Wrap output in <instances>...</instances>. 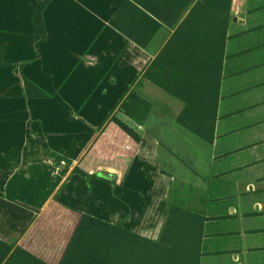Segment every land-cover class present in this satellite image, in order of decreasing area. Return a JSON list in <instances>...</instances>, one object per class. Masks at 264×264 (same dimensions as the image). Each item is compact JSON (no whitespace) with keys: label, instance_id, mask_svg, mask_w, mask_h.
<instances>
[{"label":"crops","instance_id":"crops-1","mask_svg":"<svg viewBox=\"0 0 264 264\" xmlns=\"http://www.w3.org/2000/svg\"><path fill=\"white\" fill-rule=\"evenodd\" d=\"M124 2L50 0L40 39L28 0H0L1 264L16 248L59 264L84 213L156 238L178 180L206 192L199 264H264V0L232 1L211 142L146 77L171 33L140 46L112 24ZM132 92L142 124L120 109Z\"/></svg>","mask_w":264,"mask_h":264},{"label":"trees","instance_id":"trees-1","mask_svg":"<svg viewBox=\"0 0 264 264\" xmlns=\"http://www.w3.org/2000/svg\"><path fill=\"white\" fill-rule=\"evenodd\" d=\"M28 1L33 8L34 35L45 39L44 10L50 0ZM232 1L125 0L112 19L115 27L144 48L162 28L171 30L146 77L185 102L178 122L209 142L214 138ZM24 80L28 95L48 96L31 80ZM120 109L142 124L150 111V103L132 92ZM114 120L140 141L136 130L118 118ZM180 185L171 187L168 212L157 239L84 213L59 264H199L203 224L208 219L204 213L206 192L198 189L201 208H197L189 202L197 188L189 185L190 193ZM5 245L0 264L12 250L11 245ZM4 264L48 263L23 248H16Z\"/></svg>","mask_w":264,"mask_h":264},{"label":"rangeland","instance_id":"rangeland-1","mask_svg":"<svg viewBox=\"0 0 264 264\" xmlns=\"http://www.w3.org/2000/svg\"><path fill=\"white\" fill-rule=\"evenodd\" d=\"M169 34V33H171V30H169V29H163V30H161L160 32H159V35H157L158 37H157V40L159 41L160 39L162 40L163 38H164V36H165V34ZM86 180H89L88 178H86ZM184 184L185 186H182V185H180V184ZM73 184V183H72ZM179 186L180 185V187H182L183 188V190H186L187 189V191L189 190V192H190V189H188V186L189 185H192V186H194L195 188H197V190H195V192H193V198H192V200L191 201H189L190 202V204L192 205V206H196L197 208H201V200H200V192H199V190H200V188L199 187H197L196 185H194V184H192V183H190V182H188V181H185V182H183V181H180V180H178V181H176V182H174V184H173V186ZM199 189V190H198ZM188 192V193H189ZM190 193H192V192H190ZM105 195H107V196H105ZM104 199H106V201H104V204H111L112 206H111V208H113L114 207V205H113V203L112 202H110V200H108V198H110V197H115V194H114V192H109V191H107V192H105V194H104ZM120 212H121V214H124V213H126V211L125 210H123V209H120ZM167 212H168V207H167V211H166V215H167ZM166 215H165V217L162 219V218H160V220H162V222H161V224L163 225V223H164V221H165V219H166ZM162 228V227H161ZM147 234H149V235H151V236H153V235H156V233H147ZM153 234V235H152ZM160 234V233H159ZM159 234H157V237L156 238H153V237H151V236H147V235H144V236H147V237H150V238H153V239H157L158 237H159Z\"/></svg>","mask_w":264,"mask_h":264},{"label":"water","instance_id":"water-1","mask_svg":"<svg viewBox=\"0 0 264 264\" xmlns=\"http://www.w3.org/2000/svg\"><path fill=\"white\" fill-rule=\"evenodd\" d=\"M233 19H234V20H236V19H237V17H236V16H234V17H233Z\"/></svg>","mask_w":264,"mask_h":264}]
</instances>
